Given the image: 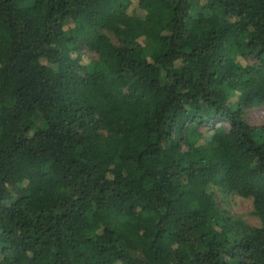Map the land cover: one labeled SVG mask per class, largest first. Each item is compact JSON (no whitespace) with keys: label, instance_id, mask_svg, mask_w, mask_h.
Instances as JSON below:
<instances>
[{"label":"trees","instance_id":"trees-1","mask_svg":"<svg viewBox=\"0 0 264 264\" xmlns=\"http://www.w3.org/2000/svg\"><path fill=\"white\" fill-rule=\"evenodd\" d=\"M255 106L264 0H0V264H264Z\"/></svg>","mask_w":264,"mask_h":264},{"label":"rangeland","instance_id":"rangeland-1","mask_svg":"<svg viewBox=\"0 0 264 264\" xmlns=\"http://www.w3.org/2000/svg\"><path fill=\"white\" fill-rule=\"evenodd\" d=\"M83 53L92 58H96V54L83 49ZM253 63V60H251ZM246 119L251 125L264 124V106H255L247 110ZM217 125H226L225 122H217ZM217 201L221 207L229 211L231 214L239 216L252 226L261 225L260 219L254 214V205L252 198H244L237 194L225 195L217 192Z\"/></svg>","mask_w":264,"mask_h":264}]
</instances>
